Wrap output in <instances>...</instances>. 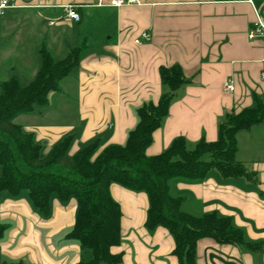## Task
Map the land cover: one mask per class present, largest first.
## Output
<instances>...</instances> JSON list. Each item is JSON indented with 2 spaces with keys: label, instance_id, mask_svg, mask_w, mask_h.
Listing matches in <instances>:
<instances>
[{
  "label": "crops",
  "instance_id": "1",
  "mask_svg": "<svg viewBox=\"0 0 264 264\" xmlns=\"http://www.w3.org/2000/svg\"><path fill=\"white\" fill-rule=\"evenodd\" d=\"M8 1L10 7L0 11V38L9 34L18 15L31 14L32 19L38 14L43 29L59 28L50 33L54 46L66 50L69 43L68 47L86 48L76 82L79 126L60 123V116L57 120L48 116L38 125H22L48 152L70 135L74 136L71 155L95 142L100 150L125 145L138 125V109L145 103H159L168 90L161 80L162 66L180 65L190 82L176 93L147 149L149 156L167 150L178 137L186 139L190 150L203 139L216 142L226 114L252 108L257 96L264 97L260 25H264V0H140V5L121 7L111 6L113 0H105L103 7L92 0ZM66 6H75L80 22L67 17ZM35 19L40 21L38 16ZM95 19L100 24L94 31ZM144 33L150 41L142 37ZM139 39L140 44L136 43ZM72 49L71 45L67 50ZM229 81L234 92L224 91ZM66 109L63 106L62 115L68 118ZM237 142V159L256 172L253 180L226 178L213 169L202 181L171 184L174 195L185 197V212L230 217L243 230L245 243L240 246L201 239L199 264H264V123L239 132ZM111 191L123 209V243L115 249L123 254L121 264H177L171 234L163 228L155 232L145 228L148 196L116 185ZM77 203L54 196L51 212L45 216L35 209L28 191L3 192L0 223L11 220L16 224L4 223L8 228L0 240V264L8 260L23 264L88 261L80 242L69 236L76 223Z\"/></svg>",
  "mask_w": 264,
  "mask_h": 264
},
{
  "label": "trees",
  "instance_id": "2",
  "mask_svg": "<svg viewBox=\"0 0 264 264\" xmlns=\"http://www.w3.org/2000/svg\"><path fill=\"white\" fill-rule=\"evenodd\" d=\"M82 53L83 48L78 47L64 58L56 59L44 47L42 66L29 85L24 86L18 77L2 84L0 195L28 191L35 209L45 216L51 212L54 196L63 202L76 199V223L69 236L77 239L83 250L91 252L90 259L79 264L122 263L123 254L115 253V249L123 243V209L112 195L114 185L148 196L145 228L149 232L163 228L171 234L175 241L172 256L177 264H199L197 244L204 238L221 245L244 244L243 230L230 217L185 212V197L174 195L171 184L175 180L202 181L213 169L226 178L253 180L256 172L237 159V135L264 123V97L257 96L252 108L226 114L216 142L203 139L190 150L186 139L178 137L167 150L149 156L147 149L162 128L176 93L190 82L180 65L162 66L161 80L168 90L159 103H145L138 109V125L129 133L125 145H110L100 150L95 142L71 155L74 136L70 135L43 155V144L15 119L49 105L51 93L60 90L59 82L79 68ZM206 155L210 156L209 161L204 160ZM7 228L0 223V240Z\"/></svg>",
  "mask_w": 264,
  "mask_h": 264
},
{
  "label": "rangeland",
  "instance_id": "3",
  "mask_svg": "<svg viewBox=\"0 0 264 264\" xmlns=\"http://www.w3.org/2000/svg\"><path fill=\"white\" fill-rule=\"evenodd\" d=\"M31 16V14L18 15L17 20L14 21L9 34L0 38V66H2V70L0 72V93L2 90V84L9 81L13 77H18L24 86L29 85L30 82L35 79L42 66L41 50L45 45L48 46L46 47L47 50L50 49V53L56 59L64 58L68 53L67 49H69L71 45L73 49L75 48V46H73L74 44H71L68 47L69 43H66V50L54 46V43L56 42L52 40L50 33L59 28L57 26H48L49 30L46 27L43 29L42 27H44V22L41 19L42 16L34 14L32 19L30 18ZM37 16L40 21L35 19ZM99 24V19H95L93 22L94 31ZM14 27L16 29L15 31H13ZM85 49L86 48H83V51H85ZM83 53L82 55L85 56L86 53ZM77 73L78 69L73 71L70 76L66 77V79L64 78L59 82L60 90L53 93L51 105L37 107L35 111L31 113L20 114L16 117L15 122L23 126L38 125L42 124L44 119L47 120L46 118L48 116L55 120H57L59 118L58 116H60V120L63 121H60V123H69L74 126H79V103L76 83ZM63 106L67 108L66 110L70 111L68 118H65V116L63 117L62 115ZM47 152L48 148L46 147L43 149V155H46ZM210 159L209 155L204 157V160L206 161H209ZM4 223H9L11 227H14L16 224L11 220H4ZM71 230L72 228L70 231ZM81 250L84 255L83 258L88 260L91 252L89 250ZM6 262H9V260Z\"/></svg>",
  "mask_w": 264,
  "mask_h": 264
},
{
  "label": "built area",
  "instance_id": "4",
  "mask_svg": "<svg viewBox=\"0 0 264 264\" xmlns=\"http://www.w3.org/2000/svg\"><path fill=\"white\" fill-rule=\"evenodd\" d=\"M93 4H95L96 6L99 7H103L105 6V0H92ZM140 0H113L111 2V6H116V7H121V6H132V5H140ZM10 7V3L8 0H0V11L3 13L7 8ZM65 11H66V15L69 19L80 22L81 21V16L80 14L77 12L75 6H66L65 7ZM261 29H262V33L264 35V25L261 24ZM142 37L146 40V41H150L151 37L148 33H144L142 35ZM251 37H254V33H251ZM142 41L136 40V43L140 44ZM224 91L225 92H234L235 87L232 83V81L227 82L224 85Z\"/></svg>",
  "mask_w": 264,
  "mask_h": 264
}]
</instances>
